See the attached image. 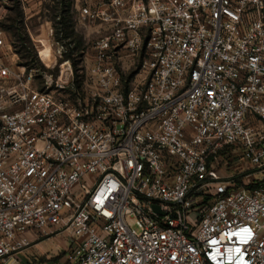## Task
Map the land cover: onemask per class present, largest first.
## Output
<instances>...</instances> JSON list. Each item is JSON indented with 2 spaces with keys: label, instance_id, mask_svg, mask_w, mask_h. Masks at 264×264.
I'll return each instance as SVG.
<instances>
[{
  "label": "built area",
  "instance_id": "1",
  "mask_svg": "<svg viewBox=\"0 0 264 264\" xmlns=\"http://www.w3.org/2000/svg\"><path fill=\"white\" fill-rule=\"evenodd\" d=\"M73 9L100 29L78 71L55 28L42 69L0 26V264L61 234L25 264H264V0Z\"/></svg>",
  "mask_w": 264,
  "mask_h": 264
},
{
  "label": "rangeland",
  "instance_id": "2",
  "mask_svg": "<svg viewBox=\"0 0 264 264\" xmlns=\"http://www.w3.org/2000/svg\"><path fill=\"white\" fill-rule=\"evenodd\" d=\"M0 25L8 31L13 45L19 51L21 44L16 31L14 29L13 20L19 18L18 14L21 12V32L28 40L29 46L36 53L39 65L42 69L45 68L44 63L40 60L36 50V44L40 39H50L49 30L54 28L55 24V11L53 0H10L9 4L0 9ZM78 11L73 13V27L75 32V38L82 40V49L89 61L92 60L93 53L90 49L92 43L99 38V24L98 23H80L78 20ZM13 26V28H12ZM8 28V29H7ZM22 53L18 54V64L24 63L25 59L21 58ZM52 59H48L47 63H52ZM60 63V62H59ZM59 65V64H58ZM226 161H222V166H225ZM227 165L229 175H244L245 173H252L253 169L247 165L242 168L237 167V164ZM225 168H223L224 171ZM241 169V170H240ZM254 175V174H253ZM259 177V175H257ZM261 177V176H260ZM72 237H67V234H61L57 237L52 236L49 238L41 239L39 242H34L32 247L24 252V254L18 256V260L21 264H25L27 260L41 259L46 261L49 258H59L67 245L71 244ZM37 244V245H36Z\"/></svg>",
  "mask_w": 264,
  "mask_h": 264
},
{
  "label": "trees",
  "instance_id": "3",
  "mask_svg": "<svg viewBox=\"0 0 264 264\" xmlns=\"http://www.w3.org/2000/svg\"><path fill=\"white\" fill-rule=\"evenodd\" d=\"M53 3H54V11H55L54 28L56 31V39L59 41H64L66 43L68 51L65 55V58L71 59L75 71H78L79 69L78 67L84 57L85 52L84 49H82V40L81 39L77 40L75 38V32L73 27V13H74L73 0H53ZM21 14L22 13L20 12L18 14L19 18L13 20V24H14L13 26L21 44L20 45L21 49L19 51L16 49L17 46L16 47L14 46L15 51L17 52V54L19 53L23 54L21 58L25 59V62L21 64L41 67L39 65L40 63L38 62L36 53L28 44V40L25 38V36L22 33H20L21 24L23 22L20 18ZM4 30L8 33L6 29ZM240 184L243 183L240 182ZM246 187L253 188L255 186L248 185Z\"/></svg>",
  "mask_w": 264,
  "mask_h": 264
},
{
  "label": "bare ground",
  "instance_id": "4",
  "mask_svg": "<svg viewBox=\"0 0 264 264\" xmlns=\"http://www.w3.org/2000/svg\"><path fill=\"white\" fill-rule=\"evenodd\" d=\"M39 47V46H38ZM47 47V46H46ZM41 48L39 47L40 51H41V54H42V57L44 58L45 62L47 63V60L50 59L51 57L49 56V50H48V47L47 48ZM48 65H50L49 63H47Z\"/></svg>",
  "mask_w": 264,
  "mask_h": 264
},
{
  "label": "crops",
  "instance_id": "5",
  "mask_svg": "<svg viewBox=\"0 0 264 264\" xmlns=\"http://www.w3.org/2000/svg\"><path fill=\"white\" fill-rule=\"evenodd\" d=\"M37 245V244H36Z\"/></svg>",
  "mask_w": 264,
  "mask_h": 264
}]
</instances>
